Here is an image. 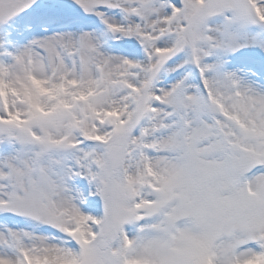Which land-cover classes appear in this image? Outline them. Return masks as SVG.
<instances>
[{
	"label": "snow or ice",
	"instance_id": "obj_1",
	"mask_svg": "<svg viewBox=\"0 0 264 264\" xmlns=\"http://www.w3.org/2000/svg\"><path fill=\"white\" fill-rule=\"evenodd\" d=\"M0 264H264V0H0Z\"/></svg>",
	"mask_w": 264,
	"mask_h": 264
}]
</instances>
